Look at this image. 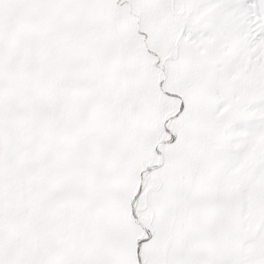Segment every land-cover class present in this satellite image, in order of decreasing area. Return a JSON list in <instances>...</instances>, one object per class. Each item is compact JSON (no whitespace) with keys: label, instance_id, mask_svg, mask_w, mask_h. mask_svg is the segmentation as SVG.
<instances>
[{"label":"snow or ice","instance_id":"snow-or-ice-1","mask_svg":"<svg viewBox=\"0 0 264 264\" xmlns=\"http://www.w3.org/2000/svg\"><path fill=\"white\" fill-rule=\"evenodd\" d=\"M0 264H264V0H0Z\"/></svg>","mask_w":264,"mask_h":264}]
</instances>
